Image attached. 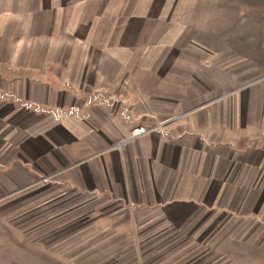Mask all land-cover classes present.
<instances>
[{"label": "crops", "instance_id": "obj_1", "mask_svg": "<svg viewBox=\"0 0 264 264\" xmlns=\"http://www.w3.org/2000/svg\"><path fill=\"white\" fill-rule=\"evenodd\" d=\"M81 1L0 0V45L13 47L11 61L24 62L17 66H26L31 83L36 77L59 83L25 90L54 110L32 117L27 162L44 172L56 168L51 176L80 192L135 205H187L204 215L191 219L195 229L224 214L241 223L252 248L264 249V81L196 102V78L200 87L227 88V55L212 50L211 36L197 37V29L212 34V22L196 21L213 13V0H90L87 19L78 15ZM79 30L91 33L78 41ZM11 55L1 48L0 63ZM199 60L216 64L200 70ZM244 62L235 58V77L243 78ZM114 68L110 89L116 94L126 81L124 99L97 100L94 84ZM180 77H187L185 92ZM66 79L78 101H62L74 87L63 85ZM181 94L187 96L180 100ZM140 127L146 132L131 138Z\"/></svg>", "mask_w": 264, "mask_h": 264}, {"label": "rangeland", "instance_id": "obj_2", "mask_svg": "<svg viewBox=\"0 0 264 264\" xmlns=\"http://www.w3.org/2000/svg\"><path fill=\"white\" fill-rule=\"evenodd\" d=\"M85 1L78 3V15L87 19L94 11L90 0ZM212 8L210 15L197 14L196 21L208 26L212 22V34H208L209 29L205 33L197 29V37L211 36L212 50L227 55V88L200 87L196 78L197 103L216 99L226 89L230 92L259 79L264 81V0H213ZM39 22L54 25L44 18ZM63 22L68 25V21ZM55 28L60 35L65 33L63 25ZM88 33L91 31L79 30L76 39ZM0 47L8 49L10 57L13 47L9 43ZM69 47L75 51L76 47ZM11 56L10 61L0 63V264H264V249L252 248L251 239L242 237L241 223L226 220L224 214L213 215L212 222H196L202 230L195 229L191 219H203L204 215L193 213L187 205H135L107 193L80 192L51 176L56 168L44 172L34 161L27 162L32 117L52 116L54 110L44 108L37 95L32 100L25 90L27 86L59 83H54L58 78L42 77L31 83L26 66H17L24 62H13ZM240 56L245 60L243 78L235 77V58ZM78 60L79 66L84 60ZM195 64L201 70L203 64L216 62L199 60ZM180 65L187 67L188 63ZM116 70L94 84L100 93L97 100L109 95L124 99L126 81L120 80L118 85L123 87L116 94L110 89ZM90 77L95 79L94 72ZM180 81V92H185L187 77H180ZM63 82L74 86L69 80ZM75 90L74 86L69 90L72 94H62V101H78ZM185 96L179 95L180 100Z\"/></svg>", "mask_w": 264, "mask_h": 264}, {"label": "built area", "instance_id": "obj_3", "mask_svg": "<svg viewBox=\"0 0 264 264\" xmlns=\"http://www.w3.org/2000/svg\"><path fill=\"white\" fill-rule=\"evenodd\" d=\"M145 132H146V129L143 128V127H140L138 129H134L133 132H132L131 137L139 136V135H141L142 133H145Z\"/></svg>", "mask_w": 264, "mask_h": 264}]
</instances>
